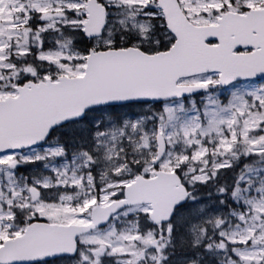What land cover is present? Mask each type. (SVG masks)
I'll return each instance as SVG.
<instances>
[{
  "label": "snow or ice",
  "instance_id": "snow-or-ice-1",
  "mask_svg": "<svg viewBox=\"0 0 264 264\" xmlns=\"http://www.w3.org/2000/svg\"><path fill=\"white\" fill-rule=\"evenodd\" d=\"M0 264H264V0H0Z\"/></svg>",
  "mask_w": 264,
  "mask_h": 264
}]
</instances>
